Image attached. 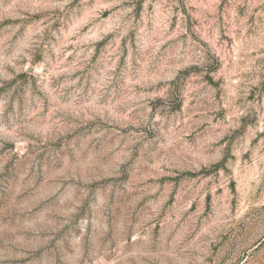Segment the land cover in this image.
I'll use <instances>...</instances> for the list:
<instances>
[{
	"label": "rangeland",
	"instance_id": "1",
	"mask_svg": "<svg viewBox=\"0 0 264 264\" xmlns=\"http://www.w3.org/2000/svg\"><path fill=\"white\" fill-rule=\"evenodd\" d=\"M0 264H264V0H0Z\"/></svg>",
	"mask_w": 264,
	"mask_h": 264
}]
</instances>
